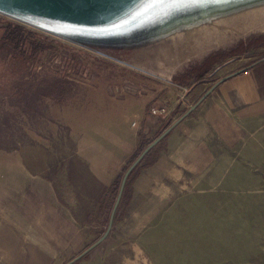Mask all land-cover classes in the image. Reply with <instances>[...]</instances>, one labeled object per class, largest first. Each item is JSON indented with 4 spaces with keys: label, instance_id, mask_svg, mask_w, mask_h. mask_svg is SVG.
Instances as JSON below:
<instances>
[{
    "label": "rangeland",
    "instance_id": "374dc122",
    "mask_svg": "<svg viewBox=\"0 0 264 264\" xmlns=\"http://www.w3.org/2000/svg\"><path fill=\"white\" fill-rule=\"evenodd\" d=\"M135 2L143 10L141 19L147 21L146 28L139 30L149 37L141 41L154 43L147 51L158 60L145 61L151 66H158L162 57L171 58L166 61L184 57L200 43L219 41L231 49L213 56L220 62L244 39L250 50L241 67L249 68L263 58L264 68V44L250 46L252 40L264 39V0ZM10 24L22 25L30 37L26 52L32 41L44 51L34 58L19 51L9 56L2 38ZM132 36L128 41H134ZM71 37L48 33L0 12V169L5 166L13 174L19 163L27 173L53 179L65 205L85 226L83 251L105 233L121 182L115 191L100 186L79 156L65 123L69 119L65 108L89 105L97 99V83H111L117 67L130 69L131 65L109 58V51L128 53L114 39L106 45L113 50L104 54L105 45L100 46L99 40ZM213 57L205 69L213 64ZM194 80L173 79L183 96L166 97L168 115L151 113L168 122L166 128L174 122L170 118L175 110L182 115L191 106ZM39 89L50 94L43 97ZM179 104L185 107L178 109ZM238 112V131L231 128L221 139L211 135L215 153L206 169L183 177L172 174V181L166 172L168 163L152 170L167 150V140L153 147L127 179L108 236L72 264H264V97ZM155 136L159 135H150L146 142Z\"/></svg>",
    "mask_w": 264,
    "mask_h": 264
},
{
    "label": "crops",
    "instance_id": "0c3cea01",
    "mask_svg": "<svg viewBox=\"0 0 264 264\" xmlns=\"http://www.w3.org/2000/svg\"><path fill=\"white\" fill-rule=\"evenodd\" d=\"M238 42L239 46L233 47L235 50L220 62L213 57L208 69H205V60L209 56L231 51L224 48L223 42L200 43L184 57L161 62L156 69L144 63L143 68L131 64L130 69L117 67V77L111 83H97L96 100L84 107L65 108L69 116L65 123L77 143L79 156L100 186L110 191L118 188L127 164L142 145L145 148L158 136L150 143L146 139L160 135L171 125L166 128L168 122L151 115V108L165 105L169 95L182 94L172 83L179 76L181 81L195 79L188 99L191 106L220 79L228 78L162 139L167 140V150L160 154L151 169L168 163L166 172L172 181V174L183 177L186 173L206 169L215 153L211 135L221 139V135H229L231 128L238 131L239 109L264 97L263 58L249 68L241 67L247 49L244 39ZM109 58L117 61L157 59L150 55L125 54L109 55ZM228 64H237V68L230 70ZM215 75L213 81H208ZM181 113L175 110L170 120L175 122L184 114ZM4 167L0 169V264H66L80 254L86 245L85 226L65 205L60 186L47 175L27 173L22 164L13 167V174ZM162 186L169 185L163 183Z\"/></svg>",
    "mask_w": 264,
    "mask_h": 264
},
{
    "label": "water",
    "instance_id": "95a60500",
    "mask_svg": "<svg viewBox=\"0 0 264 264\" xmlns=\"http://www.w3.org/2000/svg\"><path fill=\"white\" fill-rule=\"evenodd\" d=\"M138 5L139 4H137L135 0H0V12L23 23L29 24L30 26L69 40H73L71 35L74 34H77L81 38L91 36L96 40H99L100 43L98 44H100V46L105 45V51H103L104 54L107 53V50L112 49L106 45L114 39L116 40L115 43L123 50H128V53L109 51V55L120 56V54H125L126 56L131 57H141L145 55L151 56V53L147 51V48L154 43L150 44L149 42L141 41L144 37L149 36H147V33H144L143 35L139 30L141 27L146 28V25L143 24L147 21L141 19L139 13L143 10L138 9ZM157 27L165 28L167 26ZM160 33L162 32H158V34ZM131 34L134 35L132 36L134 41H128L129 38L127 37ZM154 34L155 33H151V35ZM76 41L82 42L79 39ZM175 57L177 56H174L173 58ZM155 60L157 61L158 59ZM162 60L163 61L161 62H165L166 60H171V58L166 59L165 57H162ZM122 61H127L129 62L128 64L139 68H143L141 66L142 63L149 68H157V65L151 66L149 63L145 62L147 60L125 59ZM227 78L228 76L215 83L199 101L188 109L186 113L173 122L142 150L124 174L105 233L91 246L86 248L66 264L74 263L83 257L88 251L105 240L114 223L115 214L122 199L126 181L132 171L138 166L151 148L160 142L185 116L194 110L213 89Z\"/></svg>",
    "mask_w": 264,
    "mask_h": 264
},
{
    "label": "trees",
    "instance_id": "16d2710c",
    "mask_svg": "<svg viewBox=\"0 0 264 264\" xmlns=\"http://www.w3.org/2000/svg\"><path fill=\"white\" fill-rule=\"evenodd\" d=\"M9 26H12V28H9L7 27L6 28V31L3 35V38H2V41H3V44H5V46L7 47L8 50V55L10 53V55H14L15 54V51H19L21 52V55L23 54H30L32 58H34V56L42 51H44V48L43 46L36 42V41H32L30 42V51L29 52H26V45H27V38H30V37H27L26 35V32H25V29L23 28L22 25H12L10 24ZM264 44V39H258V40H255V41H251L250 42V46H260V45H263ZM250 50V47L247 46V51L248 52ZM27 54V55H28ZM9 55V56H10ZM214 55H211L209 56L206 60H205V63L210 60L211 57H213ZM61 84V83H59ZM61 92V91H60ZM38 94L43 96H47L50 94V92L47 91V94H45V91H43L42 89H39L38 90ZM61 96V95H60ZM150 153V152H149ZM148 153V154H149ZM143 161V160H142ZM141 161V162H142ZM140 162V163H141ZM139 163V164H140ZM137 168V167H136ZM136 169H134L132 171V173L130 174V176L133 174V172L135 171ZM129 176V177H130ZM128 177V178H129ZM118 188H113V190H117ZM125 190V189H124ZM124 193V192H123ZM125 195H123L122 197H124Z\"/></svg>",
    "mask_w": 264,
    "mask_h": 264
},
{
    "label": "built area",
    "instance_id": "2783aa9c",
    "mask_svg": "<svg viewBox=\"0 0 264 264\" xmlns=\"http://www.w3.org/2000/svg\"><path fill=\"white\" fill-rule=\"evenodd\" d=\"M186 92V90H185ZM180 98L183 96V94H179ZM168 106L163 105L162 107H153L151 108V113L154 115H168Z\"/></svg>",
    "mask_w": 264,
    "mask_h": 264
}]
</instances>
